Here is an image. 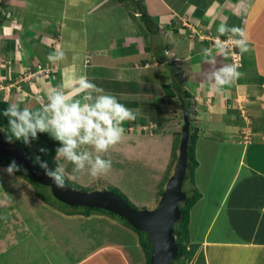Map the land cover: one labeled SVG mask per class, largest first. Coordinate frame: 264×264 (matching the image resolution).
<instances>
[{
	"label": "crops",
	"instance_id": "crops-1",
	"mask_svg": "<svg viewBox=\"0 0 264 264\" xmlns=\"http://www.w3.org/2000/svg\"><path fill=\"white\" fill-rule=\"evenodd\" d=\"M143 2L157 19L152 31L117 0H0V93L33 111L43 108L41 97L59 87L70 101L84 102L76 87L84 75L154 128L164 120L162 115L169 116L168 100L177 98H168L164 86L175 78L190 93L192 124L197 128L195 174L203 175L196 184L204 192L200 190L202 197L190 214L191 239L201 246L191 264L199 263V258L205 264H264V0ZM221 23L244 29L250 50L240 54L229 36L218 33ZM148 36L158 40L148 44ZM214 44L221 51L227 47L228 56L217 55L211 66L232 64L242 73L220 91L204 81L209 64L202 49ZM58 49L65 53L64 59L49 61V54ZM145 103L152 104V111L144 109ZM142 125L132 124L134 130L127 131L125 122L121 141L108 153L128 154L134 162L146 156L135 145L144 134L137 128L148 126ZM151 134L158 143L165 136ZM57 144L49 134L38 133L30 147L35 156L54 163L55 155L48 158L39 149L55 153ZM116 173L110 170L104 177L113 174L120 185ZM74 180L87 184L94 179L80 175ZM1 201L11 210L9 196ZM22 239L16 241L9 232L0 237L1 264H57L68 246L64 247L62 236L54 243L44 235L43 242L40 237ZM107 249L106 245L90 252L78 263ZM52 251H60V257Z\"/></svg>",
	"mask_w": 264,
	"mask_h": 264
},
{
	"label": "rangeland",
	"instance_id": "rangeland-1",
	"mask_svg": "<svg viewBox=\"0 0 264 264\" xmlns=\"http://www.w3.org/2000/svg\"><path fill=\"white\" fill-rule=\"evenodd\" d=\"M127 4L131 5L130 2H127ZM4 8L5 7H3L1 11L4 13L3 15L5 18L6 8ZM0 19H3V16L2 18L0 17ZM154 20L156 21L157 19ZM154 20H152V22H154ZM2 22L3 21L0 20V24ZM143 28H145V26ZM147 39L148 44H152L153 40H158L156 37L152 39L150 36H148ZM190 88L189 91L193 94L194 90L192 83H190ZM189 98L190 97H188L187 100L191 106L192 103ZM168 101L170 103L169 116L166 117L165 115H162L161 117H163L164 120L160 122L158 121L156 123L158 126H155L154 128L149 122H141L139 119L140 117L138 116H136L135 120L126 121L129 126L127 131L134 130L130 129L132 124L148 125L146 127L137 128L138 132L142 131L144 134H142L140 142H135V145L138 144L137 146H141L140 148H143V150L147 152L146 156H142L141 158L138 157L134 162L129 160L130 155L128 154L126 155L127 157L123 155L121 157H116L110 153L103 154L105 158H110L112 160L111 170L112 173H114V169L118 172L115 176L121 178L122 181L120 185L113 181V174H110L108 177L103 176L94 179L93 181L90 180L87 184L79 183L72 179L67 180L66 183L73 188L86 191L113 190L122 194L124 198L139 209L155 208L161 198L160 194L162 190L166 188L169 178L174 173L182 135L179 133L182 132L184 124L183 111L179 104V97L173 98V100L169 99ZM143 107L146 110L148 109L152 111V104L145 103ZM168 119L170 122H168ZM170 123H173L171 128L167 127ZM152 130L169 137V141L164 140L165 136L161 137L162 142H159L160 144L157 139L154 141V138L151 139L150 137V134L153 133ZM159 137L160 136H157V138ZM57 146H59V144H57ZM32 153V156L36 158L33 151ZM53 153V151L47 153L49 155L48 158L54 157L55 153ZM175 153L178 155H175ZM156 157L158 158V161L154 160ZM117 158H120L121 160H117ZM47 162L50 169L56 167L55 161L54 163L50 161ZM4 168L6 167L0 166V170ZM202 178L203 175L200 174L199 176V174H195V180L193 183H187L186 180L184 185L187 183L186 187L188 190H192V188L197 186L196 181L198 179L201 180ZM40 186L42 188L37 187L34 181L31 183L29 180L16 173L10 176L6 172L0 171L1 238L5 237L6 233L9 232L10 235L13 234L16 241L19 240V238H24L21 241L26 242L27 240L29 242L37 240V238L40 237L41 242H43L42 239L44 235L47 237L48 242L53 241L54 243L59 242V238L62 236L64 247L66 245L68 246L67 249L63 250V256L61 259H55L57 264H141L145 261L146 255L139 242V234H137L132 228L126 226L123 223L124 220L119 215L108 214L97 209L91 210L92 213L88 216L77 213L69 214L68 211L73 209L86 211L87 208H77L65 204L53 195L50 187L42 184ZM186 187H184V190ZM197 187L204 192L201 186L198 185ZM48 191L50 195L52 193L51 196L54 205L44 199V195H46V192ZM4 196H9L11 210L6 208L3 201H1ZM12 204H14V206H12ZM24 226L29 227L28 231L25 230ZM22 227H24V229ZM52 234L54 235L52 236ZM106 245L108 246L107 250H100L99 254H95V256L86 260L87 262L78 263L81 258L88 256L90 252H95ZM56 250H58V246ZM57 252L59 253V258L61 255L60 251H55L53 254L56 258ZM68 252L72 253L71 256H67L69 255ZM16 253L22 252L20 250ZM52 257L51 259L53 260ZM3 260L4 259H2L1 262ZM201 261H203V258H199V263L197 264H205L201 263ZM191 263L192 261L188 264ZM4 264L12 263H7L5 261Z\"/></svg>",
	"mask_w": 264,
	"mask_h": 264
},
{
	"label": "clouds",
	"instance_id": "clouds-1",
	"mask_svg": "<svg viewBox=\"0 0 264 264\" xmlns=\"http://www.w3.org/2000/svg\"><path fill=\"white\" fill-rule=\"evenodd\" d=\"M220 35L229 36L239 48L240 54L250 50L249 38L244 29L228 27L221 23L217 29ZM224 44V42H221ZM214 53V54H213ZM205 63L209 64L208 75L204 81L216 91L232 84L242 73L232 64L219 63L218 67L211 65L216 56L227 57L228 49L223 51L216 44L211 48L202 49ZM62 50L49 54V61L55 63L63 60ZM84 102L79 99L69 100L62 87L47 94L42 109L33 111L27 105L21 107L20 102L9 103L3 115L8 119L7 128H0L6 142L22 141L25 145L37 139L38 133H47L59 143L55 149L54 169L48 167V162L36 156L35 163L44 171L58 190H65L66 181L77 176L87 175L93 179L103 177L112 168V160L103 154L117 145L124 134L123 124L135 120V113L120 103L115 95L106 92L87 76H80L76 86ZM41 153L48 150L40 148ZM70 165V170L66 167ZM22 165L12 160L9 165L0 170L8 175L21 171Z\"/></svg>",
	"mask_w": 264,
	"mask_h": 264
},
{
	"label": "water",
	"instance_id": "water-1",
	"mask_svg": "<svg viewBox=\"0 0 264 264\" xmlns=\"http://www.w3.org/2000/svg\"><path fill=\"white\" fill-rule=\"evenodd\" d=\"M179 155L174 173L157 206L153 209H139L129 204L119 193L113 190L86 191L73 188L66 183L65 190H58L52 181L44 175L43 169L35 164L24 147L14 142L8 143L0 133V155L9 157L23 165L42 185L49 186L53 195L61 202L73 207H95L116 213L128 220L139 231L146 232L153 244L150 264H172L179 256L180 246L176 241L174 225L182 218L180 205L188 194L184 183L189 165V144L191 119L187 108H183Z\"/></svg>",
	"mask_w": 264,
	"mask_h": 264
},
{
	"label": "trees",
	"instance_id": "trees-1",
	"mask_svg": "<svg viewBox=\"0 0 264 264\" xmlns=\"http://www.w3.org/2000/svg\"><path fill=\"white\" fill-rule=\"evenodd\" d=\"M117 1L120 3H124L125 6L127 5L128 6L127 9L130 12L131 16L134 18H136V17L139 18L141 22L143 21L142 24L147 28V30H151V31L153 30L152 27H154V23H156V21L146 10V7L144 5L143 0H117ZM127 2H130L131 5H128L129 3L127 4ZM139 10H141V11H139ZM136 13H137V15H135ZM152 20H154V22H152ZM164 86L166 88V94H167L166 96L168 98L180 96L181 106L183 108L185 107L188 109L190 119L192 122L191 111H190L191 106L189 104V101L187 100V98L190 97L189 92L186 90H183L181 88V86L179 85V82L177 80L175 81V78H174L173 82L165 84ZM9 103H11V102L5 100L3 95L0 93V128H7V126H8V119H7V117H5L3 115V112L8 107ZM196 129L197 128L191 124L190 144H189V165H188L187 175H186V179H185V181L187 180V183L188 182L193 183V181L195 180V171H196V168L198 167V161H197L196 154H195V144H196V139H197ZM179 134L181 135L182 132ZM13 142L24 147V149L26 150L29 157L35 163V158L32 156L33 153H32V148L30 147V145H25L22 141H17V140H14ZM175 155H178V154L175 153ZM11 161H12L11 158L4 157V156L0 155V166L7 167ZM16 174L26 178L31 183H32V181H34L37 187L42 188L40 186L41 184L37 182V180L26 170V168L23 165H22V170L16 172ZM186 184L184 185V187H186ZM47 187H49V186H47ZM164 190L165 189L162 190L160 195L163 194ZM185 191L187 192L188 197H187L186 201L180 205L181 210H182V218L174 225L176 241H177L178 245L180 246L179 256L172 264H188L189 262H191L194 259L197 251L200 248V244L192 241V239H191L190 211H191L192 207L202 197V193L198 189L197 186L192 188V190L191 189L188 190V188L186 187ZM51 195H52V193H51ZM51 195L49 194V191L46 192V195H44V199H45V201L54 205L53 204V198ZM120 195L124 198V196L122 194H120ZM124 199L129 204L132 205V203L130 201H128L126 198H124ZM79 207H82V206H79ZM86 208H87L86 211H78V209H76V210L73 209V210L68 211V212H69V214H76L77 213V214H82V215L84 214V215L88 216V215H91L90 214V213H92L91 210L97 209L99 211L101 210V211L108 213V214L118 215L116 213H113L111 211H108V210H105L102 208H95V207H86ZM120 217L124 220L123 223L126 226H128L129 228H132L135 232H137V234H139V237H140L139 242H140L143 250L145 251V255H146L145 261L141 264H150L151 255H152L154 247H153V244L149 238V235L146 232L139 231L138 229H136L124 217H122V216H120Z\"/></svg>",
	"mask_w": 264,
	"mask_h": 264
},
{
	"label": "built area",
	"instance_id": "built-area-1",
	"mask_svg": "<svg viewBox=\"0 0 264 264\" xmlns=\"http://www.w3.org/2000/svg\"><path fill=\"white\" fill-rule=\"evenodd\" d=\"M236 56V55H235ZM39 67H41V66H39Z\"/></svg>",
	"mask_w": 264,
	"mask_h": 264
}]
</instances>
